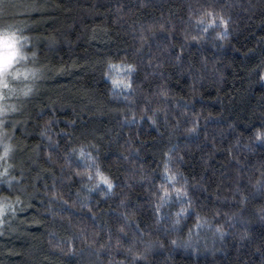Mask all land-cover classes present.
Segmentation results:
<instances>
[{
	"label": "clouds",
	"instance_id": "clouds-1",
	"mask_svg": "<svg viewBox=\"0 0 264 264\" xmlns=\"http://www.w3.org/2000/svg\"><path fill=\"white\" fill-rule=\"evenodd\" d=\"M0 264H264V0H0Z\"/></svg>",
	"mask_w": 264,
	"mask_h": 264
},
{
	"label": "trees",
	"instance_id": "trees-1",
	"mask_svg": "<svg viewBox=\"0 0 264 264\" xmlns=\"http://www.w3.org/2000/svg\"><path fill=\"white\" fill-rule=\"evenodd\" d=\"M102 11H104V10H102ZM97 23H99V21H97ZM96 42L99 43V41H96ZM101 50H103V49H101ZM80 51H81V53H88L89 50L87 48H84V49H81ZM20 243H22V241H16V242H14V244H16V245H18ZM17 255H20V253L17 252Z\"/></svg>",
	"mask_w": 264,
	"mask_h": 264
}]
</instances>
